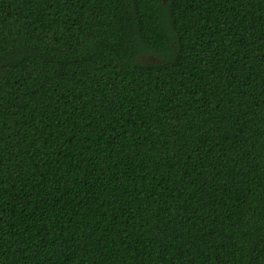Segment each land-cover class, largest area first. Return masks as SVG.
Returning a JSON list of instances; mask_svg holds the SVG:
<instances>
[{
    "label": "trees",
    "instance_id": "1",
    "mask_svg": "<svg viewBox=\"0 0 264 264\" xmlns=\"http://www.w3.org/2000/svg\"><path fill=\"white\" fill-rule=\"evenodd\" d=\"M0 264H264V0H0Z\"/></svg>",
    "mask_w": 264,
    "mask_h": 264
},
{
    "label": "rangeland",
    "instance_id": "2",
    "mask_svg": "<svg viewBox=\"0 0 264 264\" xmlns=\"http://www.w3.org/2000/svg\"><path fill=\"white\" fill-rule=\"evenodd\" d=\"M150 58H152V57H151V56H147V55H143V56H142V59H143V60H148V59H150Z\"/></svg>",
    "mask_w": 264,
    "mask_h": 264
}]
</instances>
